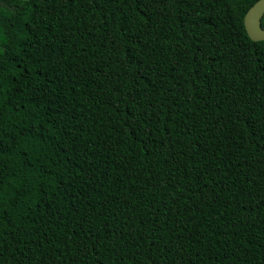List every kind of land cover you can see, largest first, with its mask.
I'll use <instances>...</instances> for the list:
<instances>
[{
  "label": "trees",
  "instance_id": "1",
  "mask_svg": "<svg viewBox=\"0 0 264 264\" xmlns=\"http://www.w3.org/2000/svg\"><path fill=\"white\" fill-rule=\"evenodd\" d=\"M257 1L0 0V264H264Z\"/></svg>",
  "mask_w": 264,
  "mask_h": 264
},
{
  "label": "water",
  "instance_id": "2",
  "mask_svg": "<svg viewBox=\"0 0 264 264\" xmlns=\"http://www.w3.org/2000/svg\"><path fill=\"white\" fill-rule=\"evenodd\" d=\"M30 1V0H23ZM264 17V0L257 1L246 13L244 24L248 36L255 42L264 41L262 18Z\"/></svg>",
  "mask_w": 264,
  "mask_h": 264
}]
</instances>
